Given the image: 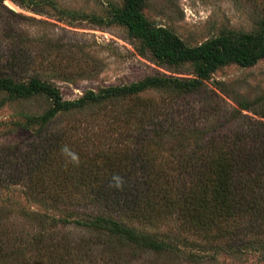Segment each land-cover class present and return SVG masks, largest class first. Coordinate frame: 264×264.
Returning <instances> with one entry per match:
<instances>
[{"label": "trees", "instance_id": "trees-1", "mask_svg": "<svg viewBox=\"0 0 264 264\" xmlns=\"http://www.w3.org/2000/svg\"><path fill=\"white\" fill-rule=\"evenodd\" d=\"M144 5L145 0H124L111 9L108 22L125 27L141 43L142 56L149 52L168 69L192 66V77L157 73L67 100L39 75L0 74V91L13 99L43 98L49 104L41 114L27 115L28 125L41 128L38 133L58 117L88 112L95 116L89 130L103 127L77 139L78 164L62 153L63 140L71 141L62 128L60 136L41 143L24 171L10 166L11 179H18L12 186L22 185L24 196L44 212L16 211L12 197L0 203V264H30V251L37 248L44 250L36 254L40 264H87L94 250L101 251L103 264H109L108 256L126 258L119 254L128 250L137 259L175 253L177 241L163 231L169 225L200 235L206 244L196 246L199 251L210 242L215 251L232 256L249 250L264 257V246L255 247L264 245V108H255L264 98L238 99L235 108L208 87L220 68H251L264 60V14L256 19V30H225L189 45L172 30L151 25ZM215 85L231 98L221 83ZM129 100L133 105L125 107ZM70 130L79 132L75 125ZM91 140L92 149L103 147L99 153L84 149ZM15 217L30 218V226L17 231L16 223H23ZM129 217L152 231L130 227Z\"/></svg>", "mask_w": 264, "mask_h": 264}, {"label": "rangeland", "instance_id": "rangeland-1", "mask_svg": "<svg viewBox=\"0 0 264 264\" xmlns=\"http://www.w3.org/2000/svg\"><path fill=\"white\" fill-rule=\"evenodd\" d=\"M8 2L15 5L16 11L9 8ZM123 4L124 0H0V74L24 71L26 76L39 75L60 88L67 100L77 99L87 91L130 85L157 73L192 77V66L168 69L157 65L151 53L142 56L141 43L131 38L125 27L108 22L111 9L122 7ZM143 12L151 25L170 29L187 44L196 45L225 30H256L254 23L264 14V0H145ZM220 83L231 98L217 90L215 84ZM208 84L232 107L237 108L236 100L241 98L256 102L264 98V60L251 68L238 65L220 68ZM156 96L154 94L152 97ZM133 102L125 101L124 106L129 107ZM48 107L49 104L43 98L22 101L0 91V203L12 197L14 205L11 208L16 211L44 212V208L34 206L32 200L24 196L22 185L12 186L18 179H11L10 166L17 173L24 171V167L37 157L39 147L43 145L41 143L50 136H60L59 130L62 128H65V134L71 136L70 144L64 140L62 143L74 154L80 149L77 147L80 144L75 146L78 138L82 139L86 135L92 137L93 133H100L103 129L89 130L88 125L95 116L88 112L83 116L58 117L50 127L38 133L41 128L28 125L27 115L41 114ZM255 108H264V103L255 104ZM245 114L256 117L249 112ZM72 125L79 132L72 133ZM93 140L96 142L97 139ZM93 140L89 143L90 147L84 149L99 153L103 147L96 145L92 149ZM64 157L67 159L69 156L64 154ZM2 205L10 208V203L4 205L3 202ZM91 206L98 210L93 204ZM110 214L123 219L118 212ZM15 220H22L23 223H16L17 231L31 224L30 218L15 217ZM125 222L132 228L152 231L151 225L139 219L129 217ZM12 231L15 229L12 228ZM153 231L157 232L158 229L153 228ZM163 231L172 233H169L172 243L177 241L180 246L175 253L137 259L132 250H128L119 254H128L126 258L108 256V263L264 264V257L256 252L246 250L244 255L236 257L215 251L212 247L214 243L210 242L205 250L199 251L196 246H205V240L185 228L169 225ZM61 234L67 235L63 230ZM253 246L245 248L251 249ZM258 246L264 245L255 244V247ZM43 252L42 248L31 250L33 259L30 264L42 263L38 259ZM38 253L40 255H36ZM93 254L95 257L87 264H103L101 251L94 250Z\"/></svg>", "mask_w": 264, "mask_h": 264}, {"label": "clouds", "instance_id": "clouds-1", "mask_svg": "<svg viewBox=\"0 0 264 264\" xmlns=\"http://www.w3.org/2000/svg\"><path fill=\"white\" fill-rule=\"evenodd\" d=\"M62 153L71 158V162L78 164L79 158L76 154L72 153L67 146L62 149ZM118 177H114V180H118ZM110 186L120 187L119 183H110Z\"/></svg>", "mask_w": 264, "mask_h": 264}, {"label": "water", "instance_id": "water-1", "mask_svg": "<svg viewBox=\"0 0 264 264\" xmlns=\"http://www.w3.org/2000/svg\"><path fill=\"white\" fill-rule=\"evenodd\" d=\"M8 6L12 11H16V9L12 5L8 4Z\"/></svg>", "mask_w": 264, "mask_h": 264}, {"label": "bare ground", "instance_id": "bare-ground-1", "mask_svg": "<svg viewBox=\"0 0 264 264\" xmlns=\"http://www.w3.org/2000/svg\"><path fill=\"white\" fill-rule=\"evenodd\" d=\"M8 4H10V3L8 2ZM10 5H12L15 9H17V8L15 7V5H13L12 3H11Z\"/></svg>", "mask_w": 264, "mask_h": 264}]
</instances>
